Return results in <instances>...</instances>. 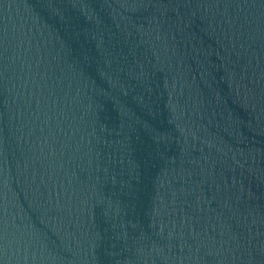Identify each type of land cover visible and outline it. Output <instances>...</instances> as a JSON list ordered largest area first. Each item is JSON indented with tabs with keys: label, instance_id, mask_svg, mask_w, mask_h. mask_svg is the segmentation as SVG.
<instances>
[{
	"label": "water",
	"instance_id": "95a60500",
	"mask_svg": "<svg viewBox=\"0 0 264 264\" xmlns=\"http://www.w3.org/2000/svg\"><path fill=\"white\" fill-rule=\"evenodd\" d=\"M0 264H264V0H0Z\"/></svg>",
	"mask_w": 264,
	"mask_h": 264
}]
</instances>
